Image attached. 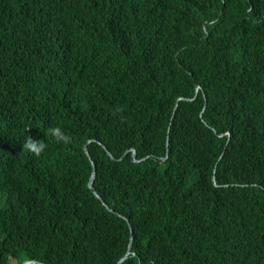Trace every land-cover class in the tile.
Wrapping results in <instances>:
<instances>
[{
    "label": "trees",
    "instance_id": "trees-1",
    "mask_svg": "<svg viewBox=\"0 0 264 264\" xmlns=\"http://www.w3.org/2000/svg\"><path fill=\"white\" fill-rule=\"evenodd\" d=\"M128 252L264 264V0H0V264Z\"/></svg>",
    "mask_w": 264,
    "mask_h": 264
},
{
    "label": "clouds",
    "instance_id": "clouds-1",
    "mask_svg": "<svg viewBox=\"0 0 264 264\" xmlns=\"http://www.w3.org/2000/svg\"><path fill=\"white\" fill-rule=\"evenodd\" d=\"M249 11H251V9H249ZM121 112H123V108L122 107H117L115 110H114V112H113V115H116V114H118V113H121ZM45 137L46 138H51V139H53L56 143H63V144H70L71 143V137L68 135V134H66L64 131H63V129L61 128V127H59V126H50V127H48L46 130H45ZM22 148H23V151H25V152H29V153H31V154H34V155H36V156H40L44 151H45V149L47 148V144L45 143V141L44 140H39V141H37V140H34L31 136H26V138H25V140H24V142H23V144H22ZM88 149V148H87ZM133 150H135V149H132V151ZM108 152V155H109V151H107ZM110 156V155H109ZM111 157V159H113V160H116V158L112 155V156H110ZM166 158V157H165ZM90 160H91V163H92V165H93V167H95V163H94V161H92V159L90 158ZM162 161H163V158H162ZM164 162V161H163ZM94 173V172H93ZM95 173H96V171H95ZM96 178V177H95ZM95 181V180H94ZM93 184H94V182H93ZM93 184H92V187H93ZM94 188V187H93ZM90 189V188H89ZM91 190V189H90ZM92 191V190H91ZM93 192V191H92ZM96 192H97V190H96ZM94 193V192H93ZM97 194H98V196L94 193V195L96 196V197H100V195H99V193L97 192ZM100 199H101V197H100ZM105 203V202H104ZM106 204V203H105ZM107 205V204H106ZM107 207V206H106ZM109 208V207H108ZM107 208V209H108ZM130 255H128V257H129ZM128 257H127V259H128ZM126 259V260H127ZM125 260V261H126ZM28 261H34V260H25L23 263L24 264H28ZM121 261V260H120ZM119 261V262H120ZM124 261V262H125ZM118 262V263H119ZM22 263V264H23Z\"/></svg>",
    "mask_w": 264,
    "mask_h": 264
},
{
    "label": "water",
    "instance_id": "water-1",
    "mask_svg": "<svg viewBox=\"0 0 264 264\" xmlns=\"http://www.w3.org/2000/svg\"><path fill=\"white\" fill-rule=\"evenodd\" d=\"M197 94H198V90H196V96H197ZM196 96H195V98H196ZM195 98L193 99V100H195ZM187 100H192V99H187ZM222 136H224L223 134H222ZM85 151L87 152V154L89 155V152H88V149H87V145L85 146ZM109 155L110 156H112V154L109 152ZM135 156H136V151L135 150H133V157H134V159H133V161L134 162H138V160H136L135 159ZM168 159V157H166V158H163V161H166ZM95 177H96V173H95V171H94V173L91 175V177H90V180H89V183H88V187L98 196V194H97V192H96V190L92 187V184H93V182H94V180H95ZM215 178V177H214ZM100 198V197H99ZM105 206H107L105 203H103ZM107 208H108V206H107ZM118 216H120V215H118ZM129 222V221H128ZM129 227H130V229H131V231H132V226H131V224L129 223ZM128 255H129V252L121 259V261L118 263V264H122V263H124V261L127 259V257H128ZM24 264V263H23ZM28 264H42V263H38V262H36V261H28Z\"/></svg>",
    "mask_w": 264,
    "mask_h": 264
}]
</instances>
